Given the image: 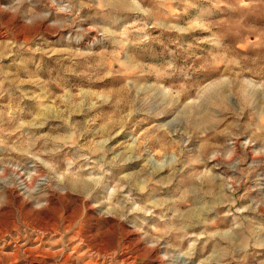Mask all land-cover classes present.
Wrapping results in <instances>:
<instances>
[{
  "label": "rangeland",
  "instance_id": "obj_1",
  "mask_svg": "<svg viewBox=\"0 0 264 264\" xmlns=\"http://www.w3.org/2000/svg\"><path fill=\"white\" fill-rule=\"evenodd\" d=\"M0 264H264V0H0Z\"/></svg>",
  "mask_w": 264,
  "mask_h": 264
}]
</instances>
